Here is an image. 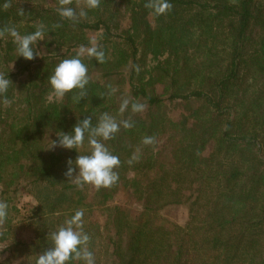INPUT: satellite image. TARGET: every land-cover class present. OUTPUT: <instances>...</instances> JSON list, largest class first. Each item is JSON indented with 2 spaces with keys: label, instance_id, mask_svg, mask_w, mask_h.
<instances>
[{
  "label": "trees",
  "instance_id": "16d2710c",
  "mask_svg": "<svg viewBox=\"0 0 264 264\" xmlns=\"http://www.w3.org/2000/svg\"><path fill=\"white\" fill-rule=\"evenodd\" d=\"M5 2L0 27L47 30L31 61L11 36L0 38V72L13 83L11 104L0 102V200L9 205L0 264H36L52 247L48 232L78 209L96 264H264V0H169L160 16L147 0H101L77 23L60 17L58 0ZM71 7L79 12L84 0ZM91 40L106 62L81 57L87 97H56L49 76ZM124 98L145 110L130 103L121 114ZM105 112L135 124L103 141L120 159L119 181L78 188L64 173L69 159L90 154L87 133L77 150L53 141ZM152 136L155 144L142 142ZM172 206L185 210L183 227L163 217ZM17 228L33 238H16Z\"/></svg>",
  "mask_w": 264,
  "mask_h": 264
},
{
  "label": "clouds",
  "instance_id": "9594fccd",
  "mask_svg": "<svg viewBox=\"0 0 264 264\" xmlns=\"http://www.w3.org/2000/svg\"><path fill=\"white\" fill-rule=\"evenodd\" d=\"M72 3L73 0H58L57 12L61 18L77 23L81 18H86L85 8L96 9L100 6L101 0H84V7H81L79 12L71 7ZM79 5L80 0H77V6L79 7ZM11 6V0H6L2 7L7 10ZM144 7L151 9L157 16L165 15L173 9V5L169 0H147ZM18 14L24 15L25 12L22 8H19ZM52 27L55 29L61 27V25L54 24ZM46 30V25L40 23L33 33L21 35L15 26L4 25L0 27V38L6 35L11 36L17 45L18 56L31 61L39 55L34 50L33 45L44 39ZM90 44L89 47L81 45L75 56L63 59L56 65L53 73L48 78L56 97L63 98L67 93L74 90H79L78 94L72 97L75 102L79 103L82 98L87 97L86 86L90 82V76L88 66L81 57L86 55L89 58H95L99 63L106 62L105 52L97 41L91 40ZM134 68L137 74L142 70L139 65H135ZM12 84L5 73L0 72V97L3 98L0 102L4 105L11 104L5 94ZM108 88L110 91L107 95H114L117 91L112 85H108ZM130 103L133 113H141L146 108L144 103L124 98L120 104L119 112L123 114L129 108ZM121 126L127 130L133 128L135 124L130 118L118 122L112 115L105 112L100 115L95 126L92 124V117L87 116L83 120L77 121L71 133L65 134L61 131L57 134L58 142L53 141L52 147L59 146L77 150L83 146L85 134L87 133L91 152L88 155L79 154L74 161L75 164L71 159L67 161L68 168L64 175L69 182L75 184L78 188L90 184L97 190L111 188L117 184L119 173L116 169L120 167V159L109 150L103 141L113 139L116 133L120 131ZM142 142L145 145H153L156 143V139L154 136L145 137ZM135 159L137 157L134 155L128 163L131 164ZM8 208V203L0 200V227L7 220ZM84 212V209L76 210L75 214L66 219L64 224L59 226L57 230L48 232L47 238L52 242V247H49L38 256L36 264H68L72 260H82L84 264H96L95 255L89 249L91 237L84 231ZM0 235H3V233L0 232Z\"/></svg>",
  "mask_w": 264,
  "mask_h": 264
},
{
  "label": "rangeland",
  "instance_id": "374dc122",
  "mask_svg": "<svg viewBox=\"0 0 264 264\" xmlns=\"http://www.w3.org/2000/svg\"><path fill=\"white\" fill-rule=\"evenodd\" d=\"M30 200L29 199H25L24 203L27 204L29 203ZM32 203L35 204V201L32 200ZM163 217L166 218L167 220H169L170 222H172L173 224H176L180 227H183L186 223V214H185V210L182 207L179 206H172V207H168L166 208L163 213H162ZM24 225H22L23 227ZM15 237L28 241L31 240L33 238L32 232L29 229H24L22 228L20 231L17 230L15 231ZM17 264V263H16Z\"/></svg>",
  "mask_w": 264,
  "mask_h": 264
}]
</instances>
